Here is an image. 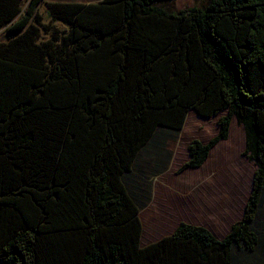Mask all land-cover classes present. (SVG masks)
Here are the masks:
<instances>
[{"label":"trees","instance_id":"obj_1","mask_svg":"<svg viewBox=\"0 0 264 264\" xmlns=\"http://www.w3.org/2000/svg\"><path fill=\"white\" fill-rule=\"evenodd\" d=\"M169 1L0 0V264H243L264 246V0ZM191 110L227 115L181 171L206 163L233 118L244 127L257 166L245 215L223 240L182 223L142 246L150 198L126 177Z\"/></svg>","mask_w":264,"mask_h":264},{"label":"rangeland","instance_id":"obj_2","mask_svg":"<svg viewBox=\"0 0 264 264\" xmlns=\"http://www.w3.org/2000/svg\"><path fill=\"white\" fill-rule=\"evenodd\" d=\"M52 1H65V2H96L98 0H48V2ZM209 0H175L169 1L168 3H162L161 6L168 8L170 11H187L193 8H201L204 7ZM40 12L43 14L45 23H50V25L55 26L63 31L65 29L64 25L60 22H52L48 17V13L46 10V5L43 3L40 7ZM8 27L0 30V43L5 42L9 39L10 34L7 30ZM43 37L48 39L50 35L44 31H42ZM227 115V111L222 112L211 118H204L200 116L195 110H191L188 113L187 120L183 129L178 133L167 132L164 137L158 136V139L165 142V150L167 151L168 158L171 159L169 164L170 171H168L164 176L160 178V180L165 181L164 183L169 187L167 191V196L170 198L172 192L177 199L176 202H179L181 205L186 203H193L196 200H200L201 193L204 194L201 189L196 186L199 179L202 177H206L211 175V171L216 172V181L220 184L221 187L226 186V184L230 185V190L227 194L231 197L229 203H233L232 201L239 200L238 193L233 189V181L237 182H247L248 178L253 179L254 173L257 169L255 163L246 157V133L244 127L238 122L236 118H233L231 121L229 137L226 141L220 142L213 150L212 156L208 158L206 165L202 167V169L198 171L194 170H184L181 171L182 166L190 159L189 156V146L194 141H200L203 144H207L210 142L216 135L220 132L219 121L221 118ZM161 132V131H160ZM159 132V133H160ZM216 132V134H214ZM159 135V134H158ZM214 136V137H213ZM161 138V139H160ZM159 163L162 165L165 156L157 158ZM156 161V160H155ZM155 163L153 166L146 164L148 168H150V172L156 170ZM220 177L224 180H220ZM193 184V191L188 190L190 188L185 185L186 182ZM226 182V183H225ZM161 185V184H160ZM158 186V185H157ZM166 186L156 187V200L158 196L164 195L161 193V190H164ZM247 189V188H246ZM158 190V191H157ZM172 191V192H171ZM247 193L243 195V204L246 205L247 200L250 197L251 190H247ZM252 193V192H251ZM197 194V195H196ZM204 197L207 198V206L210 205L213 211L218 207V210L215 212L217 214L215 217L220 221L219 227H221V237L224 236L225 232L228 230V226L230 222H233L235 218L239 216V212L235 213L234 216L224 217L222 214L229 212L227 209L225 202V195L223 197V201L220 203V197L215 190L208 191L207 195L204 194ZM237 197V198H236ZM181 198L182 202H181ZM156 200L151 199V205L148 207L152 211V215L146 212V230H145V240L150 241L153 239H159L163 235H168L174 229V225L177 226L179 220L175 221L171 227L166 226V224H159V219H157V215L162 212L159 211V206L156 205ZM160 203V202H158ZM224 203V205H223ZM171 204V202H170ZM261 213L264 215V203H262ZM184 208V206H183ZM189 216H192L188 212ZM231 216V215H229ZM161 218V217H160ZM156 219V220H155ZM185 220H188L184 218ZM151 221V222H150ZM155 221L157 224H155ZM149 223V225H148ZM219 224V223H215ZM157 227V229H156ZM218 227V228H219ZM246 257V263L243 264H264V246H260L255 253H249L244 255Z\"/></svg>","mask_w":264,"mask_h":264},{"label":"crops","instance_id":"obj_3","mask_svg":"<svg viewBox=\"0 0 264 264\" xmlns=\"http://www.w3.org/2000/svg\"><path fill=\"white\" fill-rule=\"evenodd\" d=\"M98 1H100V0H98ZM98 1H96V2H98ZM47 2H48V0H47ZM52 2H55V1H52ZM62 2H65V1H62ZM81 3H84V2H81ZM89 3H94V2H89ZM214 134H216V132H214ZM158 149H159V145L157 147H154V149H152V150H148L149 155H147L148 151L145 152L147 156L143 157L142 161H140V163L138 164L137 168L135 169L136 174L133 172V174L128 175L126 177L127 179H129V189L131 190L132 193H136V194L138 193V196L141 199V201H146L148 198H150V201L147 203V205L144 208H142L140 210V213H139V218H140L141 223L143 225L141 245L147 246V245H150L152 243H155V242L163 239L164 237L172 235L177 230V228L180 226V224H182V223L204 227V228L208 229L217 239H219V240L225 239L229 235V233L231 232L232 227L238 221L242 220L244 215H245V209H246L247 203H246V205L243 204L242 199H243L244 193H247L246 192L247 190L250 189L252 192L255 173H254L253 179L248 178V180H246L247 182H242V181H240V182L233 181L232 182L233 183L232 184L233 189H234V191L236 190V192L238 193V198L240 200V201H238V200L232 201L233 203H231V202L229 203V200H231V197H229V194H227L228 191L230 190V185L226 184V186L221 187L220 184H218L216 181V172L215 171H211L212 172L211 175L200 178L198 183L196 184V186H198V188L201 189V191H203L205 195H207V190L208 191L215 190L218 193L219 197L221 198L220 203L223 201L224 195H225V199L228 198L227 201L225 202V204H226V206H228L227 209L229 210V212L222 214L224 217L225 216L227 218L230 217V220H231V217L234 216V212L235 213L239 212V216L237 218H235V220H233V222L229 223L228 230L225 232L224 236L221 237L220 235H223V234H221V232H222L221 227L218 226L221 223L215 217L217 215V214H215V212L218 210V207L213 211V209L210 205L207 206V198L204 197L203 193H201L200 200H196V202H193V203L184 202V204H182V205L179 202H176L177 199L175 198L174 194L177 191H175L174 193L171 191L172 194H171L170 198L167 196V194H165L169 190L170 186L166 185L164 183L165 181L160 180V178L162 176H164L168 171H170L169 164L171 162V159L168 158L167 151L164 150L162 156H165L168 164L164 160L163 164L161 165L159 163L160 161H158V159H157L158 157L156 156ZM211 153H212V151H211ZM162 156H160V157H162ZM210 156H212V154ZM147 163H148V165H150V168L155 163H157L156 164L157 165L156 170L150 172V168H148L146 166ZM206 163L204 165H206ZM202 167L196 168V169H190V170L198 171V170L202 169ZM138 171H142V174L139 175ZM220 180L224 181L221 177H220ZM163 185L166 186V188H164V190H161L160 192L164 193V195L158 196L157 200H156V196H155L156 187H159V189H160V187ZM185 185L187 187L190 186V188L188 190L193 191V184L189 183V181H188L185 183ZM251 192H250V194H251ZM152 198L156 200V205L159 206V208H160L159 211H162L156 216L157 219H159V224H166V226L171 227V225L175 221L179 220V223L177 226L174 225V229L172 230V232L170 234L163 235L161 238L156 239V240L153 239L150 241H146L145 240V230H146L147 226H146L145 219H146V216L148 214L152 215V211H149L150 209L148 208L152 203L151 202ZM182 199L183 198H181V202H182ZM158 202H160V203H158ZM170 202H171V204H170ZM247 202H248V200H247ZM223 205H224V203H223ZM183 206H184V208H183ZM146 212H149V213L147 214ZM188 212L192 216H189ZM229 215H231V216H229ZM184 218H186L188 220H185ZM258 220L260 223L259 229L264 234V215L262 213L259 214ZM215 223H219V224H215ZM155 224H157L156 221H155ZM148 225H149V223H148ZM156 229H157V227H156Z\"/></svg>","mask_w":264,"mask_h":264},{"label":"clouds","instance_id":"obj_4","mask_svg":"<svg viewBox=\"0 0 264 264\" xmlns=\"http://www.w3.org/2000/svg\"><path fill=\"white\" fill-rule=\"evenodd\" d=\"M188 116V115H187ZM187 120V119H186ZM207 162V161H206ZM246 210V209H245Z\"/></svg>","mask_w":264,"mask_h":264}]
</instances>
